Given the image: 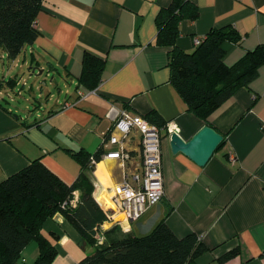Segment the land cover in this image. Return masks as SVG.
I'll return each instance as SVG.
<instances>
[{
    "label": "crops",
    "instance_id": "obj_1",
    "mask_svg": "<svg viewBox=\"0 0 264 264\" xmlns=\"http://www.w3.org/2000/svg\"><path fill=\"white\" fill-rule=\"evenodd\" d=\"M185 1L196 4L200 15L196 21L181 24L177 46L182 51L194 52L197 40L205 39L212 29L225 28L241 36L240 44L223 46L227 66L264 47V0ZM172 2H44L34 44L14 60L0 50V184L38 158L65 183L74 184L81 164L71 152L95 155L115 150L104 143L111 127L106 115L113 103L164 124L175 121L187 142L209 125L225 136V144L204 167L181 153L174 155L163 137L165 197L138 221L123 223L120 229L145 236L165 219L178 237L195 234L202 238L211 252L200 264H218V258L236 247L240 255L227 264H264V64L249 88L239 89L210 116L209 123L188 112L171 82L170 48L156 44L157 16ZM87 54L104 63L95 91L81 81ZM25 67L30 74L38 70L43 74L48 68L60 75L63 90L57 86L60 96L53 107L42 108L37 100L46 95V101L53 102L56 95L42 88V94H36L39 86L26 89L21 72ZM17 100L27 107L16 105ZM139 144L138 136L129 143L133 161L128 165L102 158L94 172L97 183L109 188L135 171L141 163ZM79 198L76 192L75 204ZM43 233L52 241V233L60 237L54 242L58 256L53 264H79L94 252L60 213L45 224ZM38 255V244L33 242L16 264H32Z\"/></svg>",
    "mask_w": 264,
    "mask_h": 264
},
{
    "label": "trees",
    "instance_id": "obj_2",
    "mask_svg": "<svg viewBox=\"0 0 264 264\" xmlns=\"http://www.w3.org/2000/svg\"><path fill=\"white\" fill-rule=\"evenodd\" d=\"M45 1L0 0V50L10 59H17L27 45L37 40L36 22ZM199 15L196 4L173 0L157 16L156 44L170 48L171 82L188 112L209 123L210 116L239 89L249 88L264 64V47L247 52L238 63L227 66L223 46L228 42L240 44L241 36L234 29L225 28L212 29L205 39L199 40L194 52H184L177 46L181 24L196 21ZM103 68L100 58L85 56L81 81L91 91L98 89ZM145 118L159 127L165 125L153 116ZM71 154L81 164V173L72 185L40 158L0 184V264H16L33 242L38 244L39 255L32 264H53L58 256L54 242L60 237L52 233V241L43 231L45 224L59 213L78 230L85 243L94 247V252L79 264H200V259L211 252L195 234L178 237L165 219L145 236L122 233L118 225L102 230L108 216L94 196L97 181L92 160L101 162L104 152L91 155L81 150ZM76 192H80V198L75 204ZM99 231L101 240L97 237ZM239 255L236 247L217 262L227 264Z\"/></svg>",
    "mask_w": 264,
    "mask_h": 264
},
{
    "label": "built area",
    "instance_id": "obj_3",
    "mask_svg": "<svg viewBox=\"0 0 264 264\" xmlns=\"http://www.w3.org/2000/svg\"><path fill=\"white\" fill-rule=\"evenodd\" d=\"M200 41H196L199 45ZM111 127L104 143L115 150L103 154V159L121 161L128 165L133 161L128 145L132 138L140 140L141 163L135 171L126 174L123 182L112 187L96 184L94 196L108 216V221L101 227L138 221L149 207L156 206L165 197V184L162 169V141L174 134L180 135V128L175 121L159 127L144 116L134 113L129 107L113 103L106 115ZM233 160H235L233 158ZM92 164L97 162L92 160ZM98 232V239H102ZM202 239L201 237H199Z\"/></svg>",
    "mask_w": 264,
    "mask_h": 264
},
{
    "label": "water",
    "instance_id": "obj_4",
    "mask_svg": "<svg viewBox=\"0 0 264 264\" xmlns=\"http://www.w3.org/2000/svg\"><path fill=\"white\" fill-rule=\"evenodd\" d=\"M168 141L174 155L181 153L196 165L204 167L225 142V136L207 125L188 142L177 134L169 137Z\"/></svg>",
    "mask_w": 264,
    "mask_h": 264
},
{
    "label": "rangeland",
    "instance_id": "obj_5",
    "mask_svg": "<svg viewBox=\"0 0 264 264\" xmlns=\"http://www.w3.org/2000/svg\"><path fill=\"white\" fill-rule=\"evenodd\" d=\"M31 56H29V60ZM23 77L25 78V82H27L26 89H30L32 86L34 87V89H36V87L39 86L38 89H36V94H42L40 92V89H43V92H48L51 93L53 95H56V99L53 102H47L46 101V95L43 96V98H38V103H41L42 108H45L47 106L49 107H53L56 103V100L58 99L59 95V90L57 89L58 87L63 90V87L61 86V84L63 83V81H61V77L60 75H56L53 72L50 71V69L46 68L43 74H40L41 71L38 70V74H30L29 73V69L28 67H25L23 70H21ZM58 84V85H57ZM58 86V87H57ZM14 105V104H13ZM16 105L21 106L22 108H26L27 104L22 101V100H17ZM31 109H34V105L33 104H29ZM121 227V226H120Z\"/></svg>",
    "mask_w": 264,
    "mask_h": 264
},
{
    "label": "bare ground",
    "instance_id": "obj_6",
    "mask_svg": "<svg viewBox=\"0 0 264 264\" xmlns=\"http://www.w3.org/2000/svg\"><path fill=\"white\" fill-rule=\"evenodd\" d=\"M101 167V166H100Z\"/></svg>",
    "mask_w": 264,
    "mask_h": 264
}]
</instances>
